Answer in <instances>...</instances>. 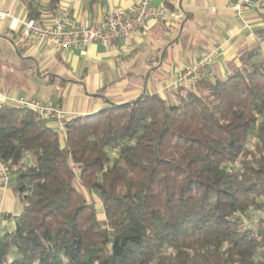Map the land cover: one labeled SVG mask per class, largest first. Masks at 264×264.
I'll return each mask as SVG.
<instances>
[{
    "label": "trees",
    "instance_id": "16d2710c",
    "mask_svg": "<svg viewBox=\"0 0 264 264\" xmlns=\"http://www.w3.org/2000/svg\"><path fill=\"white\" fill-rule=\"evenodd\" d=\"M240 60L174 100L144 92L70 117L64 139L0 104V161L23 206L0 230V264H264V215L250 221L264 210V56Z\"/></svg>",
    "mask_w": 264,
    "mask_h": 264
},
{
    "label": "crops",
    "instance_id": "0c3cea01",
    "mask_svg": "<svg viewBox=\"0 0 264 264\" xmlns=\"http://www.w3.org/2000/svg\"><path fill=\"white\" fill-rule=\"evenodd\" d=\"M138 1L61 0L52 10L47 0H41L34 9L43 22L68 12L75 23L83 24L100 20L112 9L131 14ZM234 1L152 0L154 5L183 15L165 22L151 21L128 41L119 39L110 46L91 42L85 53L75 48L56 49L35 37L21 38V25L13 29L7 19L0 26V104L9 103L8 97L37 96L60 104L73 117L94 113L111 102L134 100L144 92L174 100L180 85L195 88L178 83L179 72L216 46H220L213 63L217 77H226L234 66L239 67L246 49L260 47L264 56V12L248 11L241 20L231 8ZM28 3L13 0L11 9L0 10L28 18ZM24 57L35 62L24 66ZM28 80L35 87L28 86ZM14 178L13 173L8 180L0 176V230H11L22 211L12 188Z\"/></svg>",
    "mask_w": 264,
    "mask_h": 264
},
{
    "label": "built area",
    "instance_id": "2783aa9c",
    "mask_svg": "<svg viewBox=\"0 0 264 264\" xmlns=\"http://www.w3.org/2000/svg\"><path fill=\"white\" fill-rule=\"evenodd\" d=\"M39 4L41 0H29ZM231 8L243 19L246 12H264V0H235ZM183 14L175 13L164 5H154L152 0H139L131 14L124 9L117 8L108 11L100 20L75 23L68 12H61L51 22H43L35 18H16L10 12L0 10V26L7 19H11L10 27L16 29L21 25L22 37H35L50 42L54 48H75L85 53L87 45L97 41L105 46L114 44L117 40L128 41L140 28L151 21L165 22L172 18H180ZM220 50L216 46L200 55L194 62L188 64L178 74L180 84L195 85L202 80H211L215 74L213 63ZM7 101L36 112L40 117L66 134V124L70 116L64 108L52 100L37 96L22 95L17 98L8 97ZM0 176L8 180L12 172L4 162L0 164Z\"/></svg>",
    "mask_w": 264,
    "mask_h": 264
},
{
    "label": "rangeland",
    "instance_id": "374dc122",
    "mask_svg": "<svg viewBox=\"0 0 264 264\" xmlns=\"http://www.w3.org/2000/svg\"><path fill=\"white\" fill-rule=\"evenodd\" d=\"M12 1L13 0H5V2H4V5L2 6L1 5V3H2V0H0V8L2 9L3 8V10H7V9H11L12 7ZM28 82V83H27ZM26 83H27V85L28 86H31L32 84H30L32 81H30V80H28ZM30 82V83H29ZM38 85V84H37ZM33 86V85H32ZM39 86V85H38ZM42 88H43V90L45 89L46 90V85H40ZM33 87H35V86H33ZM196 87V86H195ZM48 91H49V89H48ZM47 94V93H46ZM46 97H49V95L47 96L46 95ZM65 110V109H64ZM65 134H63V133H61V138H65ZM79 188L80 189H82L84 192H85V194L87 195V197L89 198V199H91V200H93V201H95V203H96V206H97V208H98V211H99V217L100 218H104V213H103V206H102V202H101V200L99 199V197H98V195H97V193H96V191H89L88 189H86V188H83V187H81L80 185H79ZM253 214V218L250 220V221H252V220H254V219H257L258 217H259V215L260 214H262V215H264V210H262V211H257V212H254V213H252ZM250 223H252V222H250Z\"/></svg>",
    "mask_w": 264,
    "mask_h": 264
}]
</instances>
